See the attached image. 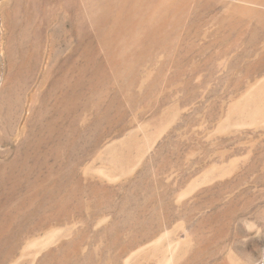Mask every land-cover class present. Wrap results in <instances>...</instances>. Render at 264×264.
<instances>
[{
  "label": "rangeland",
  "instance_id": "374dc122",
  "mask_svg": "<svg viewBox=\"0 0 264 264\" xmlns=\"http://www.w3.org/2000/svg\"><path fill=\"white\" fill-rule=\"evenodd\" d=\"M0 264H264V0H0Z\"/></svg>",
  "mask_w": 264,
  "mask_h": 264
}]
</instances>
